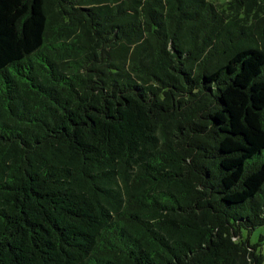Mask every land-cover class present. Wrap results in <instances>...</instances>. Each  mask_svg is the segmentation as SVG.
Masks as SVG:
<instances>
[{
  "label": "trees",
  "instance_id": "16d2710c",
  "mask_svg": "<svg viewBox=\"0 0 264 264\" xmlns=\"http://www.w3.org/2000/svg\"><path fill=\"white\" fill-rule=\"evenodd\" d=\"M264 0H0V264H264Z\"/></svg>",
  "mask_w": 264,
  "mask_h": 264
},
{
  "label": "rangeland",
  "instance_id": "374dc122",
  "mask_svg": "<svg viewBox=\"0 0 264 264\" xmlns=\"http://www.w3.org/2000/svg\"><path fill=\"white\" fill-rule=\"evenodd\" d=\"M259 234H264V227L259 228V229L255 230V231H253L251 233V235L249 237L251 243H255L257 241ZM262 248H263V251H264V245L262 246Z\"/></svg>",
  "mask_w": 264,
  "mask_h": 264
}]
</instances>
